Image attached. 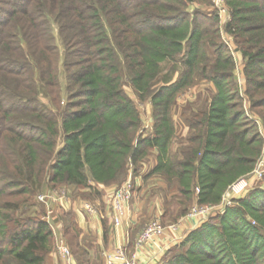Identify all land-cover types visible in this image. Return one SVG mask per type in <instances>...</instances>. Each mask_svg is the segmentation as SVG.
Returning a JSON list of instances; mask_svg holds the SVG:
<instances>
[{
    "label": "trees",
    "instance_id": "obj_1",
    "mask_svg": "<svg viewBox=\"0 0 264 264\" xmlns=\"http://www.w3.org/2000/svg\"><path fill=\"white\" fill-rule=\"evenodd\" d=\"M224 2L222 26L212 0H0V264H44L54 233L25 206L47 186L99 196L96 184H119L156 150L148 175L165 176L186 206L214 205L254 168L264 141V0ZM165 62L179 67L176 77L157 83ZM124 81L150 99V131ZM201 81L213 89L204 106L181 112L188 131L177 137L176 97ZM66 219L72 252L89 264ZM158 264H264V184Z\"/></svg>",
    "mask_w": 264,
    "mask_h": 264
},
{
    "label": "crops",
    "instance_id": "obj_2",
    "mask_svg": "<svg viewBox=\"0 0 264 264\" xmlns=\"http://www.w3.org/2000/svg\"><path fill=\"white\" fill-rule=\"evenodd\" d=\"M209 85L210 89H213L212 83ZM173 119L176 124V136L186 134L187 126L184 123L177 125V115H173ZM156 153V150H151L144 157L135 174L132 165L129 164L125 178L130 176L134 193L119 224H113L109 207V198L117 184H96L100 192L99 196L94 197L89 194L88 188H81L79 192L86 193L84 198L88 197V200H84L82 195H78L67 199L59 198L50 204L52 210L47 215V219L52 225L54 234L65 233L66 218L69 214L70 220L75 225L73 228L72 224H69V230L76 234V242L85 248L88 263L103 264L102 249L118 244L131 247L140 230L139 227L151 214L165 222L170 221L172 216L176 217L175 214H178L182 208L177 188L174 189L177 191V196H174V190L170 189L165 176L147 174L156 164ZM84 201L91 203L97 209V213L87 211L83 206ZM43 210V213H46L44 206ZM176 220L175 223H172L173 225H166L161 234L155 236L153 240L138 250V264H158L169 249L176 246L187 232L202 222L186 218V216H180ZM73 257L75 264H79L74 253ZM44 264L66 263L53 247L46 255Z\"/></svg>",
    "mask_w": 264,
    "mask_h": 264
},
{
    "label": "built area",
    "instance_id": "obj_3",
    "mask_svg": "<svg viewBox=\"0 0 264 264\" xmlns=\"http://www.w3.org/2000/svg\"><path fill=\"white\" fill-rule=\"evenodd\" d=\"M216 2V0H213ZM221 3L224 0H217ZM225 3V2H224ZM264 175V141L262 152L258 158L254 168L245 176L234 181L225 191L221 201L218 204H195L187 212V216H204L208 215L211 209L219 208L220 211L226 205L232 203V200L247 191L254 182L261 180ZM67 190L65 188H51L37 194V199L47 207V211L42 218L46 221L47 215L51 212V203L57 199H67ZM134 188L130 176H128L118 187H115L110 198L109 207L111 219L114 225L122 221V217L126 213V208L133 196ZM50 206V208H49ZM84 208L92 213H97V209L89 202L84 201ZM215 214V213H214ZM49 222V221H48ZM50 223V222H49ZM51 225V224H50ZM173 225V224H171ZM170 224L168 226H171ZM52 227V225H51ZM166 225H163L158 218H154L147 222L136 234L134 243L131 247L125 245H114L104 248L101 251L103 264H138V250L154 239L155 236L161 234ZM53 230V228H52ZM54 233V231H53ZM55 250L60 254L66 264H74V259L70 248L63 241L61 236L54 234Z\"/></svg>",
    "mask_w": 264,
    "mask_h": 264
},
{
    "label": "rangeland",
    "instance_id": "obj_4",
    "mask_svg": "<svg viewBox=\"0 0 264 264\" xmlns=\"http://www.w3.org/2000/svg\"><path fill=\"white\" fill-rule=\"evenodd\" d=\"M213 1V0H212ZM214 6L213 7H216L217 10H218V13H219V16H220V19H221V24L222 26L224 25V23L228 20V9H227V6L224 2H220V1H217L214 2ZM201 7V8H211L209 6H204V5H198V4H194V3H191L189 6H188V9L189 10H192L194 7ZM56 37H57V33L54 31ZM224 37L225 39L228 41L229 45L231 46L232 49H234L236 47L235 43H234V40L232 38L231 35L227 34V33H224ZM57 41L59 42L58 40V37H57ZM59 49L60 51L62 50V46L59 42ZM234 55H235V59H236V68H235V78L236 80L238 81V83L244 87L245 86V79H244V75H243V72H242V65H243V58H242V55L240 53V51H234ZM179 68V67H178ZM178 68H177V65L176 64H173L171 62H165V63H162L161 65V74L158 78V81L157 83H160L162 80H166L168 78H175L176 77V74H177V71H178ZM202 83V84H201ZM210 82L208 81H201L200 83L196 84L195 86H192L190 88H186L184 89L183 91H181L177 97H176V101H175V106H174V111H173V115H177V125L179 126V124L181 125V123H184V120L181 116V112L184 111V109H196V108H200L202 106L205 105V103L207 102L208 100V96L210 94ZM123 89L124 91L126 92V94L134 101L135 105L137 106L139 112H140V117H141V122H142V128H144L145 131H150L151 127H152V114H151V110H152V106H151V102H150V99L149 98H146V99H139V97L137 96V94L135 93V91L131 88V86L129 85V83L127 81H124L123 83ZM246 101V106L248 107L249 105V101L248 99L245 100ZM250 113L255 117V118H258L259 122H260V119L258 117V115L255 113V111H250ZM261 123V122H260ZM260 127L262 128V124H260ZM179 143L175 144L176 146H178ZM126 179V178H125ZM125 179H123L119 184H117L116 187H118ZM258 183L259 184H264V182H262V180H258L256 182H254V184L248 189L250 190L254 185H256ZM169 187L170 189H176L175 188V185L173 184H169ZM51 188H65L68 192H67V198H73V197H77L78 195L81 196V197H86L84 194V192L80 193V192H77L76 189L73 187V186H61V187H50V186H47L45 189L43 190H40L36 193L35 195V198H34V202H35V205H32V206H25L26 208V213H41V217L45 215L44 210H43V206H44V209H45V212L47 211V207L41 203L38 199H37V194L43 192L44 190L46 189H51ZM134 188V187H133ZM247 190V191H248ZM247 191L243 192L242 194H240L239 196H237L236 198L240 197V196H243L245 193H247ZM177 191L174 190V193L173 195L177 196ZM96 197V196H94ZM88 200V197L87 198H84V200ZM179 200V199H178ZM88 202V201H87ZM181 202V200H180ZM182 205V208L185 207L186 205L181 202ZM197 204L196 202H191L189 203L187 206H186V209H185V212L184 214H181L180 212L178 214H175L176 217H180V216H186V218H193L195 220L198 221H203L205 219H207L208 217H211L219 212H221L219 210V208H213L210 210V212L208 213V215H205L204 216H187V212L189 211V209L193 206ZM50 208V206H49ZM181 211V210H180ZM174 215V216H175ZM176 217H173L171 218L170 221L168 222H165L163 220H160V222L163 224V225H169V224H172V223H175L177 220ZM156 218V216L153 214H151L146 221H144V223L141 224V226L139 227V229H141L147 222H149L150 220ZM176 218V219H175ZM138 231V230H137ZM57 236H61L63 241L68 245V247L70 248V251H71V247H70V244H69V241H68V238L66 236V234H62V233H59L58 232L56 233ZM53 247H55V238H54V245ZM71 254L73 256V253L71 251ZM74 259V257H73ZM75 264V262H74Z\"/></svg>",
    "mask_w": 264,
    "mask_h": 264
}]
</instances>
